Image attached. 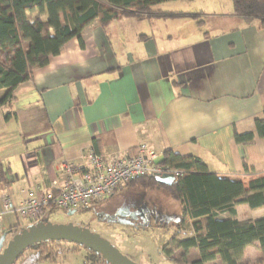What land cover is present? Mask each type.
<instances>
[{
	"label": "crops",
	"instance_id": "0c3cea01",
	"mask_svg": "<svg viewBox=\"0 0 264 264\" xmlns=\"http://www.w3.org/2000/svg\"><path fill=\"white\" fill-rule=\"evenodd\" d=\"M195 3L175 9L181 15L126 16L105 27L93 22L82 32L83 47L69 40L13 88L0 108L5 243L27 225L16 206L33 191H56L65 180L60 162H80L95 141L99 152L127 155L146 143L160 154L197 156L209 171L245 186L263 174L264 139L255 120L263 118L264 32L256 18L234 14L230 0L209 12ZM247 132L251 140H235ZM236 210L240 220L264 217V207L241 203Z\"/></svg>",
	"mask_w": 264,
	"mask_h": 264
},
{
	"label": "trees",
	"instance_id": "16d2710c",
	"mask_svg": "<svg viewBox=\"0 0 264 264\" xmlns=\"http://www.w3.org/2000/svg\"><path fill=\"white\" fill-rule=\"evenodd\" d=\"M163 1L167 0H0V89H7L0 96V108L12 99L11 91L15 86L31 79L34 70L46 66L50 57L59 54L69 40L76 38L83 47L82 32L89 24L96 22L105 27L126 16L144 18L156 13L182 14L181 11H161L154 7ZM230 1L234 14L256 18L258 27L264 32V0ZM192 16L198 23L202 22L199 15ZM8 115L6 113L4 117ZM255 129L264 139V108L263 118L255 120ZM252 137V132L235 133L237 142ZM96 144L95 141L98 151ZM158 163L170 164L182 175L174 178L171 185L157 181L155 176H139L119 187L161 188L178 203V210L172 215L178 219L162 220V225L174 228L172 236L161 247L167 260H175L172 255L179 249L183 260L188 250L195 247L199 257L190 264H204L216 257H219L220 264H239L244 248L257 241L262 258L253 263L264 264V217L240 220L236 210L241 203L248 204L250 209L264 207V171L251 177L245 186L240 180L209 171L199 157H183L171 149L160 154ZM107 198L92 201L79 210ZM223 213L228 216L220 217ZM186 223H190L191 234L180 237ZM59 241L36 242L17 258L26 252H36L44 254L46 260L54 261ZM75 245L88 251L86 261L89 264H108L100 254Z\"/></svg>",
	"mask_w": 264,
	"mask_h": 264
},
{
	"label": "rangeland",
	"instance_id": "374dc122",
	"mask_svg": "<svg viewBox=\"0 0 264 264\" xmlns=\"http://www.w3.org/2000/svg\"><path fill=\"white\" fill-rule=\"evenodd\" d=\"M218 1L223 2V0H167L154 7L161 11H175V9L186 8L189 6L188 4L191 5V3L196 2V6L201 4V8L209 12L213 6H216L215 2L218 3ZM32 16L30 15V17ZM132 21L136 22L138 28H141L142 22L140 20L133 19ZM122 204L126 206L130 204L142 205L151 213L148 218L136 216L134 211L127 214L122 213L119 216L121 207L118 206H122ZM130 208L132 210L135 207ZM153 210L155 214L152 213ZM177 210L178 203L161 189L124 185L113 197L111 196L84 210L54 206L47 208L42 219L32 224L39 222L72 224L89 229L109 241L120 253L137 264H190L199 257L198 251L187 254L183 260L180 249L172 255L175 260H167L161 251L163 244L174 233V228L162 225L161 215L165 214L166 216L163 218H167L176 213ZM22 229L24 227L20 226L13 233H8L9 238ZM181 231L180 237L189 236L191 234L190 223H186ZM87 254L89 255L85 248L77 246L73 242L60 240L54 261L46 260L44 254L26 252L22 257L17 258L14 264H89L86 261ZM261 258L262 253L259 246L252 244L242 255L239 264H254L253 262ZM204 264H220V259L216 257V259Z\"/></svg>",
	"mask_w": 264,
	"mask_h": 264
},
{
	"label": "built area",
	"instance_id": "2783aa9c",
	"mask_svg": "<svg viewBox=\"0 0 264 264\" xmlns=\"http://www.w3.org/2000/svg\"><path fill=\"white\" fill-rule=\"evenodd\" d=\"M160 153L146 143L136 145L130 154L99 152L90 147L80 162L64 159L59 168L65 176L64 183L56 191H33L16 206L18 217L27 224L40 221L47 206L76 209L88 206L92 201L111 197L115 189L139 176H155L171 173L174 178L182 175L170 164L158 163ZM5 209L10 202L3 200ZM0 223V234H1Z\"/></svg>",
	"mask_w": 264,
	"mask_h": 264
},
{
	"label": "water",
	"instance_id": "95a60500",
	"mask_svg": "<svg viewBox=\"0 0 264 264\" xmlns=\"http://www.w3.org/2000/svg\"><path fill=\"white\" fill-rule=\"evenodd\" d=\"M155 179L166 185H171L174 176L171 173L155 175ZM174 216L165 218V222L177 220ZM66 240L86 247L101 255L108 264H137L120 253L109 241L98 233L72 224H53L39 222L24 227L20 232L5 243L0 237V264H13L17 257L28 246L44 240ZM5 243V245H4Z\"/></svg>",
	"mask_w": 264,
	"mask_h": 264
},
{
	"label": "flooded vegetation",
	"instance_id": "af4514ba",
	"mask_svg": "<svg viewBox=\"0 0 264 264\" xmlns=\"http://www.w3.org/2000/svg\"><path fill=\"white\" fill-rule=\"evenodd\" d=\"M118 207H121L120 210H119V216L122 213L123 214H127V213H130L131 211L132 212L134 211L136 216H141V217H145L146 216L148 218L149 214L151 213L150 211L144 209V206L138 205V204L137 205L130 204V205H127V206L125 204L124 205L122 204V206H118ZM130 207H135V208L131 210ZM152 213L155 214V211L153 210ZM164 216H166V215H164ZM161 219L163 220L165 218H163V216H161Z\"/></svg>",
	"mask_w": 264,
	"mask_h": 264
}]
</instances>
